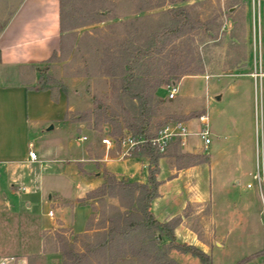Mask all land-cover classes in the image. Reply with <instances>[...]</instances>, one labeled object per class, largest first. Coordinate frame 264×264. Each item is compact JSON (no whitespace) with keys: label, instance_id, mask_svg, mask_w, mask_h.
I'll return each mask as SVG.
<instances>
[{"label":"rangeland","instance_id":"rangeland-1","mask_svg":"<svg viewBox=\"0 0 264 264\" xmlns=\"http://www.w3.org/2000/svg\"><path fill=\"white\" fill-rule=\"evenodd\" d=\"M112 1L122 7L116 12L128 11L123 8L127 0ZM20 2L0 0V22L4 23ZM169 7L186 9L204 26L169 42L151 60L144 58L137 72L158 78L155 70L187 64L197 67L198 57L204 64L202 74L172 81L177 90L174 98H168L171 86L163 84L157 88L153 114L145 127L153 136L168 123H187L190 119V156L179 157V143L169 148L177 155L169 160L185 165L209 157L206 165H190V202L184 212L190 237L181 235L178 240L196 242L194 245L211 255L213 264H264V109L260 98L262 79L264 87V0H186L140 14L129 12L78 27L75 36L65 42L66 53L60 55L58 49L53 60L40 63L35 87L50 92L51 102L43 94L35 100L28 99L27 123L15 125L12 120L8 131L5 128V134H1V140L12 146L15 156L14 161L0 162V191L16 201L10 207L0 205V258L21 257L26 264H64L61 237L75 252H88L90 244L96 247L101 232L107 228L105 220L113 213L112 206L120 203L117 197L86 199L88 192L76 200L67 198L84 188L87 180L81 172L93 179L94 172L100 171L104 181L108 175L99 162H95L96 168L90 165L86 171L82 163L73 159L81 152L85 158L100 157L106 150L103 138L112 137L109 132L116 133V139L126 135L128 118L130 123L144 125L137 100L121 96L119 82L111 74L115 69L109 71L110 75L109 62L100 61V49L111 42L102 37L112 34L107 24L128 21L117 29L121 39H125L128 30L135 34V28H139L135 38H140L146 30L169 22L170 15L164 12ZM134 18L141 19L137 22L139 27L132 24ZM144 41L140 38L137 43ZM232 83L234 87L229 89ZM215 91L226 92L222 102L215 100ZM249 106L256 154L251 158L243 155L244 159L238 161L236 127L248 117ZM202 116L208 117L211 132L207 148L196 133ZM108 118L117 124L106 121ZM96 120L100 123L96 124ZM51 124L54 127L47 130ZM29 149L37 153L35 161L23 159ZM112 150L115 154L119 148ZM23 186L31 193L40 192L44 200L30 196L29 208L26 198L16 193H22ZM49 193L54 195L52 200ZM49 208L52 216L48 215ZM167 244L164 238L160 246ZM143 250L134 235L125 240L124 246H109L106 252L89 251L88 259L81 264H141L139 256ZM170 256L179 264H202L190 253L171 250Z\"/></svg>","mask_w":264,"mask_h":264},{"label":"trees","instance_id":"trees-1","mask_svg":"<svg viewBox=\"0 0 264 264\" xmlns=\"http://www.w3.org/2000/svg\"><path fill=\"white\" fill-rule=\"evenodd\" d=\"M71 1H74L71 4L72 6L69 3ZM181 1L186 0H127L123 8H127L128 11L118 13L116 11L122 10V7L112 0H59L60 55H62L61 53H66L65 42H67L68 38L75 36L74 31L78 27L102 23L108 19H116L129 12L144 13L156 7H162L166 4L171 5ZM164 12L170 15L169 22L166 25L163 24L162 27L158 26L153 27L151 30H146L145 34L140 37L145 40L143 43H137L140 38H135L139 28H135V34L128 30V34L124 35L125 39H121L122 35L117 29L120 25L126 26L128 21L107 24L112 34L109 33L102 37L103 40L111 42L104 50L100 49L102 55L100 61L109 62L110 70H107L108 73L113 68L115 69V72L111 74L116 76L115 79L119 82L121 96L137 100L138 103V114L141 116L144 125H140L137 122L130 123V118H128V125L125 127L126 133L134 137L149 138L152 136V133L147 132L145 127H147L148 119L153 114L152 103L154 102L157 88L163 84L170 85L173 80L179 81L185 75L202 74L204 72V64L200 57H198L200 64L197 67L187 64L174 65L171 68L166 67L167 70L163 71L155 70L154 74L157 73L159 75L158 78H149L137 72L144 58L151 60L153 55L163 52L169 42L180 40L194 29H200L204 26V22L192 18L184 8L169 7ZM140 20V18H134L131 22L135 27H139L137 22H140ZM94 49L96 50L97 47ZM63 55L65 57V54ZM56 56L57 52H54L46 62L53 60ZM151 79L155 80L152 81ZM199 115L201 114L199 113ZM108 120L116 123L111 118L106 121ZM99 123L100 121L96 120V124ZM109 134L112 137L117 136L114 132H109ZM120 136H123V134ZM175 144H179V140H175L173 144L169 145L164 153H160L149 142H145L140 149L134 151V156L144 157L150 163L148 182L142 183L129 178L118 180L108 172L107 179L100 186L87 193L86 199L105 196L117 197L120 203V207L118 205L112 206L113 213L105 220L107 222L105 232L100 233L101 239L96 247L89 245L90 249H88V252L92 251L95 253L98 249L106 252L109 246H124L126 239L130 240L134 235H137L139 244L144 249L139 256L141 264H179L170 256L171 250L190 253L199 258L202 264H213L211 255L202 248L178 240L175 231L177 220L160 221L152 209L153 201L159 195V180L157 178L159 160ZM187 155L190 156V154ZM184 156L186 154L179 155V157ZM208 161L209 157H205L197 162L194 161L191 164L188 162L185 165L206 163ZM185 165L181 164L179 166L183 167ZM164 238L167 239L168 244L160 246ZM60 244L66 257L64 264H81L85 258L88 259V252H75L64 237L60 238Z\"/></svg>","mask_w":264,"mask_h":264},{"label":"crops","instance_id":"crops-1","mask_svg":"<svg viewBox=\"0 0 264 264\" xmlns=\"http://www.w3.org/2000/svg\"><path fill=\"white\" fill-rule=\"evenodd\" d=\"M59 16V0H21L10 17L4 23L2 21L0 22V162L14 161V159H12L14 157L12 156H15V153L11 148L12 146L5 144L1 140V134H5L3 132L5 128V132L8 131L11 127L8 125L12 124V120H14L15 125L18 123H27L26 113L28 104H30L28 99L35 100L39 98V94L40 96L43 94L51 102L50 92L42 90L38 86L35 87V83L38 81L37 68L40 66L39 64L46 62V60H48L54 52H58L60 48L61 30ZM240 80L244 81L243 79ZM261 82L262 91L260 98L262 101V109H264L263 79ZM228 87L232 89L234 83ZM216 93H214V95ZM225 95L226 92H224L222 100L218 102H222ZM248 96L251 100V93H249ZM255 98L258 100L259 95ZM250 105L252 107L251 103ZM251 107H248V117H246V120H243L241 126L237 124L236 127L238 132L235 134L234 139L239 149L238 153L240 156L238 161L244 159L243 155H246L245 157L250 156L249 158H251L253 157V153L256 154L253 127L251 126ZM7 120L9 121L7 122ZM188 123H190V119L185 123L187 129ZM105 129L108 131L107 127ZM188 131L190 133L189 129ZM189 133L184 136L183 141L178 137L174 138L169 143V145H171L174 140H179L181 144L179 155H187L192 151V143L190 139L187 138ZM203 145L207 148L204 142L202 146ZM245 145H248V150ZM112 149L114 148H106L105 152L100 157L93 158H85L84 152H81L80 155L73 160L82 163L83 169L86 171L90 170V165L96 168L95 162H99L98 164L102 169H105L117 179L122 177L142 183L148 182L150 163L146 158L136 157L134 155L120 158L117 155V151L115 154L112 153ZM30 150L31 149H29V151ZM29 151L23 159L28 162L35 161L36 159L30 158ZM170 158H177V155L172 149H169L159 160V173L157 175L159 180V195L154 199L152 209L155 216L160 221L167 222L177 220L176 235L178 239H182L181 235L190 237V229L186 223L187 217L184 215V212L187 209V204L190 202V197L188 198V196H190L191 170L190 165L180 167L176 162L175 164L171 162L169 160ZM71 160L72 159L69 161ZM61 166L63 165L61 164ZM81 173L87 180L84 188L77 195L67 198L74 200L82 198L85 193L97 188L104 182V178L102 177V173L100 174V171L94 172L93 179L87 178L85 173ZM193 180L192 178V181ZM12 186H16L14 182ZM22 188H24L22 193H16L20 195V198H26L25 204L29 205V208L31 207L29 202L30 196L44 200L43 196L41 198L40 192L31 193L27 187L23 186ZM2 192L3 191H0V205L10 207L15 203L16 200H9L8 194ZM50 196L52 200L54 196L53 193H51ZM48 210L52 209L49 208ZM183 240L188 241L186 239ZM192 243L197 244L196 242ZM204 250L206 251V249Z\"/></svg>","mask_w":264,"mask_h":264},{"label":"built area","instance_id":"built-area-1","mask_svg":"<svg viewBox=\"0 0 264 264\" xmlns=\"http://www.w3.org/2000/svg\"><path fill=\"white\" fill-rule=\"evenodd\" d=\"M169 92L168 98H174L176 94V85H168ZM208 117L202 116L200 118L201 124H199L197 134L203 140L205 146L211 142V132L208 123ZM189 133L186 124L184 121H174L172 123L166 124L163 128L159 129L156 134L150 136L149 138L145 137H134L133 135L126 133L119 137L118 139L114 137H105L103 138V143L106 145L107 149L118 147L117 155L120 158L131 157L134 154L136 149H140L142 144L149 142L151 145L155 146L160 153H164L169 145V143L174 139L178 138L183 141L184 136ZM29 156L32 159H37V154L34 150L29 151ZM255 178L258 180L259 174L255 175ZM260 184V182H259ZM48 215H53V210L48 211ZM26 264V261L21 257L15 256H3L0 258V264Z\"/></svg>","mask_w":264,"mask_h":264},{"label":"water","instance_id":"water-1","mask_svg":"<svg viewBox=\"0 0 264 264\" xmlns=\"http://www.w3.org/2000/svg\"><path fill=\"white\" fill-rule=\"evenodd\" d=\"M172 84H173V85H176V82H172ZM223 94H224L223 91L216 93V94L214 95L215 100H217V101H221V100H222V97H223ZM53 127H54V125L51 124V125L47 128V130L52 129ZM48 196H49V198L51 197L50 194H49Z\"/></svg>","mask_w":264,"mask_h":264}]
</instances>
